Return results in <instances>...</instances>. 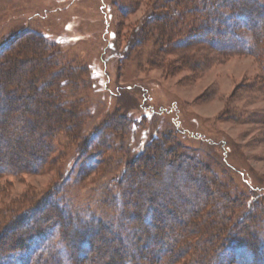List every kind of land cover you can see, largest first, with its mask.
Instances as JSON below:
<instances>
[{
	"label": "rangeland",
	"instance_id": "1",
	"mask_svg": "<svg viewBox=\"0 0 264 264\" xmlns=\"http://www.w3.org/2000/svg\"><path fill=\"white\" fill-rule=\"evenodd\" d=\"M161 1L0 0V62L16 51L19 58L27 56L28 41L38 47L42 39L49 47L43 62L57 60L79 79L72 109L82 100L79 141L60 137L58 158L39 170L0 173V229L62 180L68 211L114 218L111 225L117 226L118 212H108L105 198L116 196V179L154 143L209 163L231 194L227 232L264 249V89H250L259 67L244 50L219 54L206 43L195 48L189 42L180 52L196 57L190 67L163 71L150 54L152 40L139 34L148 5L151 11ZM235 19L238 25L228 23L230 32L246 41L245 19ZM134 33L141 44L126 51ZM54 252L64 259L62 251Z\"/></svg>",
	"mask_w": 264,
	"mask_h": 264
},
{
	"label": "trees",
	"instance_id": "2",
	"mask_svg": "<svg viewBox=\"0 0 264 264\" xmlns=\"http://www.w3.org/2000/svg\"><path fill=\"white\" fill-rule=\"evenodd\" d=\"M147 8L139 34L152 40L150 54L163 71L190 67L196 57L180 52L189 42L195 48L206 43L219 54L241 49L259 67L250 89H264V0H162ZM235 18L245 19L246 41L230 32L229 24L238 25ZM130 36L126 51L140 43L136 33ZM37 41L38 47L28 41L27 56L19 58L16 51L0 62V173L39 170L58 158L60 137L74 142L82 136L76 123L82 100L72 109L79 79L57 60L43 62L49 47ZM136 161L116 179V196L108 194L104 201L109 213L118 212L117 226L111 225L114 218L68 211L62 180L0 229V264H264V249L227 232L231 194L209 163L154 143ZM23 221L29 223L18 228ZM196 240L202 248L192 246ZM54 251H62L64 259Z\"/></svg>",
	"mask_w": 264,
	"mask_h": 264
}]
</instances>
